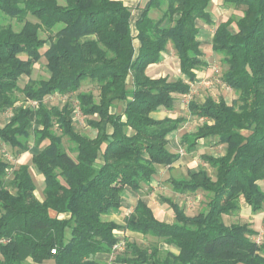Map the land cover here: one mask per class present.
<instances>
[{
  "label": "trees",
  "instance_id": "1",
  "mask_svg": "<svg viewBox=\"0 0 264 264\" xmlns=\"http://www.w3.org/2000/svg\"><path fill=\"white\" fill-rule=\"evenodd\" d=\"M211 2L147 0L134 36L125 0H0V111L13 109L0 125V148L23 153L32 143L33 169L44 184L38 195L31 165L0 157V264H109L97 254L113 253L119 241L120 225L108 216L121 207L125 189L149 184L161 166L179 158L168 134L185 118L158 119L152 112L174 109L175 94L189 93L197 70L207 65L198 34L200 21L213 24ZM222 2L242 11L218 23L212 38L228 65L223 80L237 98L190 101V113L203 122L183 141L192 149L200 138H215L226 153L202 155L214 174L201 167L171 179L178 192L203 191L206 206L191 215L167 198L175 216L167 223L139 199L125 227L150 242L125 241L113 253L118 263L264 264V236L258 242L250 223L226 220L243 202L254 213L264 210V0ZM154 10L162 12L159 18ZM8 19L23 25L16 29ZM169 42L186 78L147 73ZM42 57L48 77L21 86ZM88 79L98 96L81 90ZM19 93L29 104H18ZM74 93L94 134L77 129L72 101L48 103Z\"/></svg>",
  "mask_w": 264,
  "mask_h": 264
},
{
  "label": "rangeland",
  "instance_id": "2",
  "mask_svg": "<svg viewBox=\"0 0 264 264\" xmlns=\"http://www.w3.org/2000/svg\"><path fill=\"white\" fill-rule=\"evenodd\" d=\"M131 4L130 7L132 11H137V9L142 10L141 8L144 7L146 0H128ZM63 2V0H60ZM138 5H140L138 7ZM210 12L212 13L213 24H209L205 21H200V31L198 34V38L201 41L202 49L204 51V58L207 61V65L203 66L200 70H198V78L195 82L192 83V89L187 94H176V106L172 111L162 112L159 115L163 116L166 113L171 115L172 117L182 116L185 117L186 121L182 124V127L179 130V134L186 131V130H197L199 125L202 124L203 119L198 118L190 113L189 110V103L192 100L203 102L208 96H212L215 99H219L220 97H224L228 103H232L237 98V93L229 87L223 80V74L225 70L228 68V65L225 64L222 60L220 54L216 53L212 48V34L215 31V28L218 23L223 20L228 19L231 16L239 17L242 15V11L235 9L234 7L226 6L223 4L222 0H212L211 5L209 7ZM151 14L159 18L162 14L159 10H154ZM27 19L37 21V19L31 15L27 16ZM6 22H11L16 29H19L23 25V21L17 19H8ZM49 32L42 31V36L47 37ZM47 60L45 57H42L38 60L34 66L33 73L30 76H24L21 81L20 85L24 86L29 80H39L41 78H46L49 75V71L46 66ZM148 70V69H147ZM150 73H156L158 75L167 76L171 79L178 78L184 75L181 73L179 59L177 57V53L172 46V43L169 42L167 45V50L164 52V58L161 62L154 64L153 66H149ZM81 90L85 91H92L96 96L99 94L98 86L91 82V80H85L82 84ZM20 102L21 99L24 103L27 102L29 104V100H23L24 95L19 93ZM72 101L75 105L77 103L75 93L71 95H54L53 97L49 98L48 103L50 104H64L66 101ZM13 109L9 108L4 111H0V125H4L12 116ZM75 124L77 129L85 132L87 134H94V130H92L86 122V118L79 116L75 119ZM246 133H248L246 131ZM64 142L67 145V137H64ZM30 150L20 153L18 148L12 147L10 145H2L0 148V157L12 162L14 164L19 163H28L31 165L32 172L34 174V180L37 185V193L38 195H42L43 189V178L41 175L35 172L32 165V155L34 154L37 149L34 146L30 145ZM217 150H224L222 147L215 148L214 151L219 152ZM212 151L210 147H202L201 149L197 150L195 153H189L186 155L187 161L184 164H181L177 168H173L171 174L175 176H182L186 174L187 169L189 167H195L203 165L204 167L208 168L212 174H214V169L206 162L203 161L201 158L203 153H208ZM195 156V157H194ZM205 164V165H204ZM166 168V167H165ZM167 169V168H166ZM164 170V169H163ZM12 176L9 174L8 179ZM164 181V180H162ZM162 188L160 192H157L158 196H170L173 199L180 202L188 214H196L201 209L206 206V202L208 197L203 191H199L196 194H189L188 196H180L179 198L173 192H171V188L167 184H161ZM157 199V196H154V199ZM154 202V201H153ZM156 210L159 212L160 209L166 207V203L162 202V205H158L156 203ZM235 220H240L238 218L233 217H226L228 222ZM260 241L263 240V234L259 237H256ZM136 241L142 244H148L150 242V238H137Z\"/></svg>",
  "mask_w": 264,
  "mask_h": 264
},
{
  "label": "crops",
  "instance_id": "3",
  "mask_svg": "<svg viewBox=\"0 0 264 264\" xmlns=\"http://www.w3.org/2000/svg\"><path fill=\"white\" fill-rule=\"evenodd\" d=\"M146 2H147V0H146ZM146 2H145V4H146ZM125 3L128 6L131 5L128 0H125ZM139 6L140 5H138V7ZM143 8H141V9H143ZM141 13H142V10H139V9H137V11H132L131 26H132V33L134 36L137 35V32H138L137 27H136V21L139 18V16L141 15ZM213 34H212V38H213ZM136 42H137V40H136ZM163 58H164V53H163ZM163 58H162V60H163ZM157 63H159V62H157ZM154 64H156V63H152L149 66H153ZM147 69H148L147 73L151 77L163 76V75H158L156 73H150L149 67ZM197 72H198V70H197ZM184 78H186V77L184 76ZM197 78H198V73H197ZM175 96H176V94H175ZM74 107H75V110H74V118L75 119H76V117H79V116L86 118V116L81 112L78 103H76L74 105ZM172 110L173 109H166L164 107H160L158 110L153 111L152 115L158 119H163L166 117H172L168 113H166L163 116L159 115L163 111L166 112V111H172ZM178 117H182V116H178ZM178 117H172V118L176 119ZM185 121H186V119L182 123H180L178 128L174 129L173 131H171L168 134L169 147L173 152H176L179 154V158L171 166H161L159 168L157 174L154 175V177L152 178V180L150 181L149 184H143L142 187L137 189V190L132 189V188H126L124 191V194H123V200H122L121 207L112 209L111 213L109 214V216H108L109 219L115 221L117 224L120 225V227L116 228L114 231L116 237L119 240H125V241L131 240V241H133V240H136L137 238H144V235L142 233L132 231V230L125 227V223H126L125 217L128 216L133 211V209L136 206L139 199H143L148 203V205L152 208V210L154 211V213L158 219L165 221L167 223H173L174 222V220H175L174 211H173V208H172L170 202L167 201V198H170V199H173V198L170 196H158L157 192H160V190L162 188L160 186L161 184H163V185L167 184L171 188V192L175 193L178 198L180 196H184V195L188 196L189 195L187 193H181V192L176 191L172 182H171L172 178L185 177L188 175L189 171L197 170V169H200L201 167H204L203 165L195 166V167H189L187 169L186 174H184L182 176H175V175L171 174V171L173 168H177L181 164L186 163V161H187L186 155L187 154L195 153L197 150L201 149L202 147H210V149L212 151L208 152V154H212L214 156H222L226 153V149H227L226 145L218 143L215 138H200L197 140V145L195 147H193L192 149L187 148V143H184V141H183L184 136L187 134L188 135L193 134L196 130H193V131L186 130V131L179 134L178 132H179L180 128L182 127V124ZM219 147L220 148L222 147L224 150H217L219 152L214 151L215 148H219ZM34 148L37 149L36 147H34ZM203 161L205 162L204 159H203ZM206 164H209V163L206 162ZM162 180H164V181H162ZM261 185L264 188V180L261 182ZM154 196H157L158 198L154 199ZM173 200L175 202L179 203L180 205H182L180 202H178V199L177 200L173 199ZM162 202L166 203V207H164L163 209H160L159 212H157L156 208L158 206L156 205V203L160 206V205H162ZM231 217L238 218V219L241 218V219L240 220L233 219L230 222L241 221V222L250 223L252 225V227L258 231V234L256 235V237H259L262 234L264 236V210L254 213V212H252L251 207L247 203L243 202L241 204L240 213L238 215L231 216ZM161 247L166 248V249H171L175 252H178V249H176L175 247H171L165 243H163L161 245ZM97 258H99L103 261H106L109 264H122V263H118L114 260V254L113 253H98ZM44 264H54V262L52 260H49V261L45 262Z\"/></svg>",
  "mask_w": 264,
  "mask_h": 264
},
{
  "label": "built area",
  "instance_id": "4",
  "mask_svg": "<svg viewBox=\"0 0 264 264\" xmlns=\"http://www.w3.org/2000/svg\"><path fill=\"white\" fill-rule=\"evenodd\" d=\"M31 103L37 104L36 101H31ZM257 241L259 242L260 240L257 239ZM125 246H126L125 240H119V241H117V243L113 247V251H114L113 253L123 251L125 249ZM53 252H55V250H53Z\"/></svg>",
  "mask_w": 264,
  "mask_h": 264
}]
</instances>
